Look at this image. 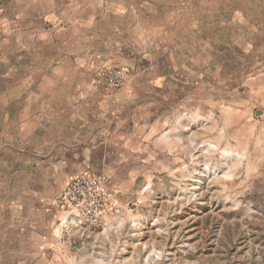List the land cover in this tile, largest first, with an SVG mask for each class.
I'll list each match as a JSON object with an SVG mask.
<instances>
[{
  "label": "crops",
  "instance_id": "obj_1",
  "mask_svg": "<svg viewBox=\"0 0 264 264\" xmlns=\"http://www.w3.org/2000/svg\"><path fill=\"white\" fill-rule=\"evenodd\" d=\"M246 1L247 11L229 15L224 0H0V140L41 155L53 186L85 173L109 178L123 156L157 144L170 99L193 79L206 90L209 56L218 61L230 43L226 24L237 36L233 53L264 50V0ZM111 68L123 71L122 85L98 87ZM11 171L0 167L7 231L41 221L34 212L54 192L33 187L31 172L15 186Z\"/></svg>",
  "mask_w": 264,
  "mask_h": 264
},
{
  "label": "rangeland",
  "instance_id": "obj_2",
  "mask_svg": "<svg viewBox=\"0 0 264 264\" xmlns=\"http://www.w3.org/2000/svg\"><path fill=\"white\" fill-rule=\"evenodd\" d=\"M251 5L224 0L229 15ZM231 31L226 24L223 57L209 56L206 90L193 79L163 109L157 144L114 164L95 228L58 233L49 207L70 178L48 184L41 155L0 140V167L15 186L31 172L33 187L54 191L34 212L41 221L0 230V264H264V50L248 48L245 33L249 55L233 53Z\"/></svg>",
  "mask_w": 264,
  "mask_h": 264
},
{
  "label": "built area",
  "instance_id": "obj_3",
  "mask_svg": "<svg viewBox=\"0 0 264 264\" xmlns=\"http://www.w3.org/2000/svg\"><path fill=\"white\" fill-rule=\"evenodd\" d=\"M123 72L112 68L102 73L95 83L108 90L122 85ZM111 189L108 179L102 173L81 174L68 180L64 188L52 199L50 210L54 216V225L59 233H84L102 223L109 202Z\"/></svg>",
  "mask_w": 264,
  "mask_h": 264
}]
</instances>
